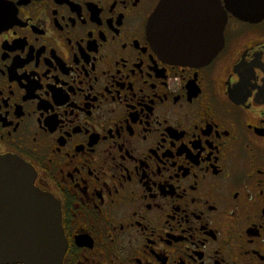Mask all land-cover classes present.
Instances as JSON below:
<instances>
[{"label":"flooded vegetation","instance_id":"af4514ba","mask_svg":"<svg viewBox=\"0 0 264 264\" xmlns=\"http://www.w3.org/2000/svg\"><path fill=\"white\" fill-rule=\"evenodd\" d=\"M160 1L0 0V157L58 204L62 264H264V0H217L198 66L148 37Z\"/></svg>","mask_w":264,"mask_h":264},{"label":"water","instance_id":"95a60500","mask_svg":"<svg viewBox=\"0 0 264 264\" xmlns=\"http://www.w3.org/2000/svg\"><path fill=\"white\" fill-rule=\"evenodd\" d=\"M255 1L225 0L226 9L253 22L262 17ZM226 20L217 0H161L147 34L168 61L206 65L222 47ZM34 179V170L20 158L0 157V264H62L60 208Z\"/></svg>","mask_w":264,"mask_h":264}]
</instances>
